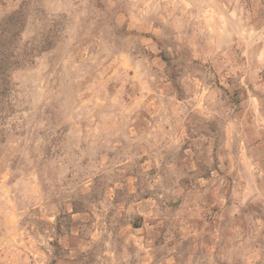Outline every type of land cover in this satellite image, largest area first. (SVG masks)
Segmentation results:
<instances>
[{
  "label": "rangeland",
  "instance_id": "374dc122",
  "mask_svg": "<svg viewBox=\"0 0 264 264\" xmlns=\"http://www.w3.org/2000/svg\"><path fill=\"white\" fill-rule=\"evenodd\" d=\"M0 264H264V0H0Z\"/></svg>",
  "mask_w": 264,
  "mask_h": 264
}]
</instances>
